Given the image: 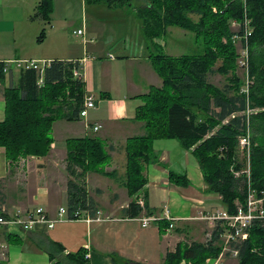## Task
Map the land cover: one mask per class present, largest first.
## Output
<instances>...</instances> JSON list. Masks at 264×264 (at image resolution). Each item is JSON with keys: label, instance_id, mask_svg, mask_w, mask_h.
<instances>
[{"label": "trees", "instance_id": "16d2710c", "mask_svg": "<svg viewBox=\"0 0 264 264\" xmlns=\"http://www.w3.org/2000/svg\"><path fill=\"white\" fill-rule=\"evenodd\" d=\"M91 4L110 7L130 6L133 0H86ZM216 7L217 11L212 9ZM136 9L142 32L148 42L167 33L171 26L192 31L201 41L202 52L170 55L163 50L152 52L154 68L163 79L160 87L152 86L144 95V103L136 109V119L144 123L146 132L128 139L125 185L133 197L124 209L129 218L143 213L138 199L145 197L147 184L144 165L157 162L154 141L162 138L178 139L191 149L202 169L207 191L218 193L225 210L235 213L246 203L250 191L264 199V0H247L244 9L239 0H144ZM52 0H41L31 15L39 18L43 27L38 41L43 42L52 26ZM200 16L194 21L190 13ZM249 23L241 28L242 39L248 36L250 50V93L241 90L240 78L232 72L227 83L220 87L210 80L219 73L229 75L236 67V52L228 30V18ZM228 36V41H223ZM223 63L216 67L218 59ZM6 62L0 61V79ZM78 61L52 59L46 66L43 81L36 69L20 68L15 83L5 87V118L0 121V147L10 160L22 156H44L53 142L52 129L57 120H79L86 98L85 82L75 78ZM250 136V150L239 153L240 137ZM109 160L105 143L98 137L68 139L67 169L72 178L67 183L69 216L89 210L95 217L100 211L89 195L85 177ZM249 170V173H248ZM169 178L176 184H188V179L175 171ZM146 203V202H145ZM264 207V202H263ZM148 215L152 208L145 204ZM165 217L156 222L160 229L167 225ZM246 239L233 241L238 264H264V218H256L247 228ZM215 227L205 241H180L168 250L164 264H203L207 258H217L223 251L221 233ZM49 254L52 264H91L87 249L66 253L65 247L50 238L39 240ZM229 250L227 253H230ZM112 264L134 263L119 254L111 255ZM0 264H9L1 262Z\"/></svg>", "mask_w": 264, "mask_h": 264}, {"label": "crops", "instance_id": "0c3cea01", "mask_svg": "<svg viewBox=\"0 0 264 264\" xmlns=\"http://www.w3.org/2000/svg\"><path fill=\"white\" fill-rule=\"evenodd\" d=\"M40 1L0 0V61L55 58L78 61L83 67L80 73L86 97L92 95L96 106L79 120H57L52 130L54 142L47 155L13 161L0 148V208L14 211L19 207H44L50 216L56 217L61 206L67 207V183L72 178L67 169L68 139L89 136L102 139L109 154L105 164L85 177L88 193L97 203L100 209L97 216L101 219L97 216H92L91 221L63 219L53 228L41 224L27 231L0 225V261L52 264L47 251L39 245V240L50 238L60 242L66 253L87 249L91 264H112L113 253L134 263L164 264L168 250H174L180 241H204V236L212 233V224L202 216L225 210L221 196L207 191L202 169L192 150L176 139L162 138L154 141L157 162L144 165L148 180L142 190L145 197H140L152 208L151 215L161 217L164 207H168L174 218L167 219V225L160 229L156 221L147 226L142 224L141 217L150 216L145 206L139 217L124 215V209L133 199L124 183L126 145L130 137L146 132L144 123L136 119V109L144 103V95L152 86L163 84L150 55L157 49L163 50L166 45L163 36L168 31L148 43L144 39L135 42L129 36L123 44H112L113 35L107 38L106 23L87 20L84 28H79L84 30L83 48L77 49L62 32L67 22L73 21L69 13L74 0H52V26L40 43L37 38L43 22L35 25L37 18H31ZM14 9L22 16L10 17L5 13ZM59 11L63 13L62 19ZM13 66L0 79V121L5 118V87L18 78ZM15 67L19 74L20 68ZM97 125L101 127L95 130ZM170 170L186 177L188 184L172 182ZM41 200L45 203L40 204ZM207 228L210 230L206 233Z\"/></svg>", "mask_w": 264, "mask_h": 264}, {"label": "rangeland", "instance_id": "374dc122", "mask_svg": "<svg viewBox=\"0 0 264 264\" xmlns=\"http://www.w3.org/2000/svg\"><path fill=\"white\" fill-rule=\"evenodd\" d=\"M239 1L243 4L244 9H246L247 0H239ZM142 3H144V0H133V4L130 6H123V7L119 6L116 8L115 7L110 8L106 6L105 4L95 5V4L85 2V0H74V6L71 9V12L69 13V16L71 17L73 21L67 22L65 29L62 30L63 35H65V37H69L70 43L76 44L77 49H79V47L80 49H82L84 36L80 34H76L75 31H77L79 28H84V22L86 24L87 20H89L94 23L96 22L106 23L107 28L109 30L108 31L109 33L106 34L107 38H109V34L111 36L113 35V39L111 41L112 44L117 43V42L123 44L126 37H129V36H131L135 42L137 41L140 42L142 39L146 40L142 32V27H141L142 23L140 19L138 18V16L136 15V9H135V7H137L139 4H142ZM212 10L217 11L216 7H214ZM5 13L8 14L10 17L17 18V16L19 15L22 16V14H20V11L16 9L5 11ZM62 15L63 13L59 11L58 16L60 17V19H62L61 18ZM190 16L192 17L194 21H198L200 18V16L194 12L190 13ZM39 21H41V19L37 18L35 20V25H38ZM227 21H228V24H227L228 30L231 34L230 40L232 44L234 45L235 52H236V56H235L236 57V60H235L236 67L234 70L230 71L229 75L226 76L223 73L222 74L215 73L210 76V80L214 84L220 87H223L227 83L232 72H234L241 80V90H242L247 83V71L241 65V57L243 55V50H244V46L246 42L244 39L240 37L239 33L243 26L248 25L249 20L245 14L244 20H241L236 17H230L228 18ZM89 34L90 35L92 34L91 30L89 31ZM196 37L197 36L190 30L181 28L179 26H171L168 28L167 35L163 36L164 42L166 44L163 48V51L170 53L171 55L200 53L202 52V47H204V45H202L201 41H198ZM228 39H229L228 36H223L224 42H227ZM40 43H43V42H40ZM116 51L117 50H115V52ZM157 51H160V50L157 49ZM12 61H16V60H12ZM42 62H44V60L41 61L40 64H42ZM78 63H79L78 64L79 68H83L81 66L82 64L80 62ZM222 63H223V59L220 58L218 59L215 65L216 67H219L220 65H222ZM12 64L16 66L15 62H13ZM15 66H13V69L15 71V75H18V69ZM73 76L78 79L80 78L79 75L74 74ZM52 135L54 134L52 133ZM171 139H174V138H171ZM176 141H179V140L176 139ZM53 142H54V138H53ZM52 144H51L50 151L52 149ZM0 148H3L5 150L4 147H0ZM244 152L245 151L243 147L239 148V153L241 154V156L244 154ZM27 157L29 158V157H42V156H38V155L22 156V157H19L18 159H15L14 161L24 160L23 158H27ZM39 203L44 204L45 201L41 200L39 201ZM220 204H222V202H220ZM209 230L210 229L207 228L205 232L207 233ZM207 238L209 237L204 236V241ZM228 251H225V253L223 254L220 264H238L237 254L234 253L233 251H230V253H227ZM219 257L207 258L203 264H214L216 263ZM180 264H191V263L188 262L187 260L186 261L183 260L181 261Z\"/></svg>", "mask_w": 264, "mask_h": 264}, {"label": "built area", "instance_id": "2783aa9c", "mask_svg": "<svg viewBox=\"0 0 264 264\" xmlns=\"http://www.w3.org/2000/svg\"><path fill=\"white\" fill-rule=\"evenodd\" d=\"M76 34L82 35L84 33L83 29H78L75 31ZM245 46L243 50V55L241 57V65L247 71V83L245 87L242 89L244 93L249 95L250 93V85H251V77H250V46L248 44V36H245ZM18 68H26V69H36L39 76L40 82L43 81V74L46 66L49 64V61H44L40 64V60H32V59H24V60H16L14 61ZM13 61H7L4 67V71H8ZM81 68H75L74 74L82 77ZM96 106L95 98L92 95H89L85 98L84 107L80 112L81 118L86 117L89 113V110ZM101 125L95 126V130L100 129ZM240 145L244 149L249 152L250 150V136L243 135L240 137ZM249 173V170H248ZM139 204L144 207L145 202L142 197L138 199ZM263 198H258L257 195L250 191L245 205L239 206L235 213H229L226 210L220 211L218 213L204 215L201 218L208 220L213 229L215 227L223 229L221 233V238L223 240V251L221 252L220 257L214 264H220L223 254L225 251L231 250V243L233 241H239L242 239H246L249 236V232L247 228L252 223V221L256 218H264V207H263ZM97 214H100L98 211ZM161 217H165L166 219H173L174 217L170 214V210L168 207H164L163 214ZM94 218V217H93ZM92 215L89 213V210H85L82 212H75V216L73 219H84L87 221H91ZM98 220L101 217H96ZM159 217L154 215L141 217L142 224L144 226L149 225L151 222L157 220ZM63 219H72L69 216L68 208L65 206H61L58 210L57 216L52 217L49 213L44 209V207H36L31 209L24 208H16L14 211H9L6 208H0V225H3L7 228L17 227L23 231L32 230L37 228L39 225L44 224L48 228H53L56 223ZM173 224L170 225V228ZM212 233L209 234L210 237ZM234 253H238L236 249H232ZM86 257H90V254L87 252Z\"/></svg>", "mask_w": 264, "mask_h": 264}]
</instances>
